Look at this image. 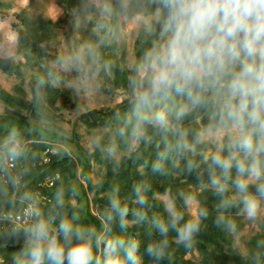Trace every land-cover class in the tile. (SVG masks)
Listing matches in <instances>:
<instances>
[{"label": "clouds", "instance_id": "1", "mask_svg": "<svg viewBox=\"0 0 264 264\" xmlns=\"http://www.w3.org/2000/svg\"><path fill=\"white\" fill-rule=\"evenodd\" d=\"M133 3L145 11L154 9L159 42L134 69L131 110L125 117L130 131L122 127L118 135L145 142L149 126L163 135L165 148L152 166L154 172L163 171V161L173 148L183 154L193 151L196 144L217 141L216 151L205 159L208 183L220 197L218 208L227 210L238 204L242 214L255 221L264 202V0H118V8L127 14ZM81 7L84 27L89 22V9H95L100 17L96 28L117 14L112 0H82ZM87 59L94 60L95 53L90 45H83L74 54L58 57L56 65L61 71L75 69L87 77ZM44 84L41 78L38 86ZM209 105L211 122L189 141L188 132L173 121ZM169 133L176 137L174 144L167 139ZM104 151L114 158L117 150L109 144ZM26 154L19 133L10 131L0 144V172L10 177L14 189L18 181L10 167ZM198 167L195 161H187L188 172ZM230 188L235 190L231 196ZM145 191L144 185L134 187L135 202L141 207L148 203ZM182 199L188 207L193 197L184 194ZM21 200L27 203L24 223L7 233L17 243L23 239L12 264H142L137 239L74 223L78 219L75 214L61 216L57 209L63 207V191L56 192L55 206L47 213L32 194L24 193ZM165 211L167 219L154 216L149 221L150 229L161 237L145 249L154 262L167 255L170 230L175 231L179 244L191 248L200 221L207 217V211L200 209L196 218L181 224L184 216L174 201L165 205ZM129 212L114 191L104 213L106 221L118 218L123 232ZM132 215L137 222L148 219L140 209L132 210ZM215 223L229 232L235 229L224 215L217 216Z\"/></svg>", "mask_w": 264, "mask_h": 264}, {"label": "rangeland", "instance_id": "2", "mask_svg": "<svg viewBox=\"0 0 264 264\" xmlns=\"http://www.w3.org/2000/svg\"><path fill=\"white\" fill-rule=\"evenodd\" d=\"M87 15L89 22L87 27H84L82 24L84 15H78L73 11L66 12L62 0H0V60H11L16 66L22 67L20 77L7 75L0 71V88L14 97L20 95L18 89L23 90L26 102V107L18 110L10 109L0 102V118L24 121L31 126L58 134L65 140L57 142L55 148L44 152L41 155L40 165L48 164L54 154H61V157L66 156L75 161L77 176L72 177L73 182H71L76 192L71 195L69 205L78 211L77 220H84L83 225L95 228L88 222L85 223L88 216H92L99 220L106 229L107 223L104 219L106 210L100 200L104 197L110 198V195L106 192H99V187L108 176L123 171V165L126 164L124 160L135 154L144 142L137 143L132 140L131 144L125 147V140L115 131L89 129L81 118L93 111L118 110L125 102L133 98L132 94L126 92L125 89L116 87L114 91H110L107 78L114 79L113 68L116 66L128 72L133 69L139 44L150 36L156 24L152 16L147 18L137 16L128 19L124 14H118L106 24L96 28L100 21L98 13ZM19 18L62 22L60 28L54 33V41L43 46L53 59L42 61L35 58L28 59L20 52L19 35L24 28ZM83 45H90L95 53L94 60H86L87 77L75 69L67 72L59 70L56 65L57 58L74 54ZM103 57L113 60L116 66L112 67L110 63L102 61ZM50 70L55 72L53 78L48 77ZM41 78H44L45 84L38 86ZM49 88L62 93L54 108L48 101L54 92ZM148 140L144 145L149 144ZM220 142L226 143V140ZM109 144L116 147L114 158L109 157L104 151ZM216 148L217 141H206L200 143L196 153L203 163H208L205 158L215 152ZM80 154L89 159L86 164L89 166L88 177L91 185L82 176L84 162L80 160ZM13 168L15 166L10 167V169ZM138 170L143 172V167L140 166ZM59 179V175L54 178L48 177L41 188L51 190ZM9 180L6 183H10ZM181 184L184 187L178 186L175 192L167 191L153 198L161 205L167 216L165 205L174 201L175 207L183 213L184 219H194L198 211L202 209L203 195L214 191L210 184L194 185L184 183V181H181ZM234 191L230 188L228 195H233ZM184 194H191L193 197L188 207H185L182 199ZM35 199L40 208L51 202V198L41 189L36 193ZM26 207L27 203L22 205L18 212H14L12 208L8 211L5 209V212L4 209H0V264H11L6 259H12L23 247L22 238L17 243L16 239L9 238L7 233L12 227H19L24 223ZM229 211L231 212L226 217L233 221L235 229L228 231L227 250L241 256L243 264H264V258L258 263L254 261L251 245L253 239L264 236V202H262V212L255 221H249L242 214L238 204L225 212ZM128 225L132 228L134 223L129 222ZM120 236L129 237L126 234ZM174 241L178 243L176 239ZM185 250L184 259L187 264H205L204 256L196 246L193 245Z\"/></svg>", "mask_w": 264, "mask_h": 264}, {"label": "trees", "instance_id": "3", "mask_svg": "<svg viewBox=\"0 0 264 264\" xmlns=\"http://www.w3.org/2000/svg\"><path fill=\"white\" fill-rule=\"evenodd\" d=\"M65 5L66 12H75L78 15H84L82 10V0H62ZM114 7L117 8V14H124L128 19H132L137 16L150 17L154 9H148L147 11L137 7L133 3L127 14L120 12L118 8V0H112ZM95 9H89L87 14L95 13ZM114 15L113 17H115ZM22 22V31L19 35V48L22 54H25L28 59H53L51 55L48 54L46 48L43 46L47 43L54 41L55 31L58 30L62 22H52L43 20H23L19 18ZM159 42V26L156 25L150 34V36L139 44V49L136 54V64L131 71H124L121 67L114 64L113 60L103 57L102 61L110 63L111 66H116L113 68L114 79L110 80L107 78L109 83L110 91H114L115 88L125 89L126 92L132 94L131 81L135 75V67L143 58L144 54L149 51L153 45ZM29 56V57H28ZM0 71L7 75H14L20 77L22 75V67L16 66L11 60H0ZM103 73V70H101ZM55 72L50 70L48 77L53 78ZM52 92L48 101H50L51 107L54 108L58 100L61 98L62 93L58 90H53L49 88ZM20 95L18 97L11 96L9 93L5 92L0 88V102L6 105L8 108L13 110H18L26 107V102L24 100L25 93L23 90L18 89ZM179 99V98H177ZM132 100V99H131ZM131 100L124 103L118 110H100L89 112L82 116V122L87 128L98 130H113L118 133V130L125 127L130 131V126L126 125L125 117L129 114L131 110ZM37 102V101H35ZM211 105L208 107H199L193 109L185 116L181 121H173V123L188 132V140L192 141L194 134L205 128L211 122ZM12 130H16L19 133L20 139L23 141L27 149V154L15 162L13 166L15 168L10 169V173L18 178L19 184L14 189L11 183H6L10 179L8 175L0 172V209H5L8 211L10 208L14 209V212L20 211L22 205L26 202L21 200V196L24 193H30L36 197V193L39 189L46 192L51 198V202L45 207L41 208L45 213L49 209L55 206V194L57 191H63L64 201L63 207L57 209L61 216H67L71 218L73 214L78 215V211L71 205H69L71 195L75 194L76 188L72 177L77 176V165L69 157H61V154H54L51 156V160L48 164L40 165L41 155L55 148V145L59 141H65L60 135L48 132L43 128L37 126H31L28 123L10 118H0V144L3 143L4 139L7 137L8 133ZM149 144L144 142L139 150L133 154L130 158L124 160L126 164L123 166V171L117 174H111L108 176L106 181L100 185L99 192H106L110 197L114 194V191L118 193L122 203L127 204L130 209L129 215L127 217V222L134 223L131 228L129 225L125 231H121L118 223V218L111 222H107L105 215L104 219L107 223V228L110 229V235L116 234H126L129 237L135 238L140 241V248L138 255L141 258L142 264H187L185 257V247L182 244L175 243L176 233L175 231H169L168 241L169 246L166 250L167 255L164 259L159 262H154L151 257H149L145 251L146 246L151 241H159L161 237L154 230L150 229L149 221L154 216H163L165 219L168 216L165 214L161 205L154 200V196L160 193H165L167 191L175 192L178 186H183L181 181L187 184H209L208 183V163H203L200 156L197 155V150L200 144L194 145V150L191 152L178 154L173 148L168 157L163 161V171L154 172L153 164L158 159V153L164 151L165 145L163 141V135L155 132L150 126L148 127ZM124 141V146L127 147L131 144V138L129 136L122 137ZM3 139V140H2ZM167 139L174 144L176 137L169 133ZM159 145V148L157 147ZM80 160L84 162L83 178L87 181L89 185L91 182L89 180V166L86 163L89 159L80 154ZM188 160L195 161L199 167L191 172L187 171L186 165ZM95 161V160H94ZM143 167V172H139V167ZM56 175L60 176V179L54 185V188L47 190L41 188L46 178H54ZM72 181V182H71ZM22 184L24 186H22ZM136 185L145 186V195L147 197L148 203L141 207L135 202L134 187ZM91 187V186H90ZM12 190H11V189ZM250 191H255V188H250ZM15 194V196H13ZM109 197H104L100 200L105 206V210L108 208ZM202 209L207 211V217L203 218L200 223V230L195 236L193 245L202 252L204 256L205 264H243V259L238 254L227 250L226 245L228 243V231L223 226H217L215 221L219 214L225 213L228 216L231 211L221 210L218 208L220 202V197H218L214 192H206L202 197ZM140 209L147 213V220L144 222H137L136 218L132 215V210ZM229 218V217H227ZM187 221L183 219L181 224ZM93 225L97 230L104 228L103 224L93 218L88 216L85 223ZM74 223L83 225L84 220H76ZM85 226V225H83ZM88 227V226H87ZM151 230L152 235H149ZM253 250V258L255 262H260L264 258V236L257 237L251 242ZM215 248L214 250H212ZM8 251L10 248H6ZM8 260V261H7ZM7 262H11L12 259L7 258Z\"/></svg>", "mask_w": 264, "mask_h": 264}, {"label": "built area", "instance_id": "4", "mask_svg": "<svg viewBox=\"0 0 264 264\" xmlns=\"http://www.w3.org/2000/svg\"><path fill=\"white\" fill-rule=\"evenodd\" d=\"M18 220H20V219L18 218Z\"/></svg>", "mask_w": 264, "mask_h": 264}]
</instances>
